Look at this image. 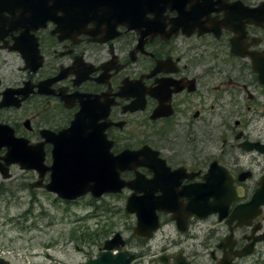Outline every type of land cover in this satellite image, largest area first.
<instances>
[{"label":"flooded vegetation","instance_id":"flooded-vegetation-1","mask_svg":"<svg viewBox=\"0 0 264 264\" xmlns=\"http://www.w3.org/2000/svg\"><path fill=\"white\" fill-rule=\"evenodd\" d=\"M5 1L0 130L41 148L52 166L54 150L72 143L62 136L76 115L98 116L106 130L95 144L108 151L113 178L123 153L147 150L120 172L124 188L99 199L126 220L87 243L86 261L113 240V255L129 253L128 264H264V0H96L103 22L65 28L57 21L74 14L57 0H17L36 4L17 17L45 21L28 34L13 28ZM139 197L148 204L137 211L157 216L152 234L137 236L138 218L126 212ZM0 264L14 263L1 255Z\"/></svg>","mask_w":264,"mask_h":264},{"label":"rangeland","instance_id":"rangeland-1","mask_svg":"<svg viewBox=\"0 0 264 264\" xmlns=\"http://www.w3.org/2000/svg\"><path fill=\"white\" fill-rule=\"evenodd\" d=\"M11 172L13 177L9 180L0 175V190L5 194L0 210V256L10 258L14 264L85 263L87 243L98 236L101 238L102 230L112 232L126 220L122 212H101L96 206H104V203L91 197L68 203L39 189L31 192L26 184L35 180L32 172L21 171L18 167L12 168ZM7 199L10 203L6 204ZM106 203L117 205L116 201ZM21 214L25 219L17 224ZM8 218L17 222H8ZM32 255L39 256L32 258Z\"/></svg>","mask_w":264,"mask_h":264},{"label":"water","instance_id":"water-1","mask_svg":"<svg viewBox=\"0 0 264 264\" xmlns=\"http://www.w3.org/2000/svg\"><path fill=\"white\" fill-rule=\"evenodd\" d=\"M15 6V5H11ZM15 11V12H14ZM12 10L13 15L20 12V9ZM5 22V20H4ZM41 24L45 21H40ZM12 23H17L16 20H12ZM21 26V22L18 23ZM33 26V24H32ZM38 26V24H37ZM29 27V24H26ZM31 28H27L30 30ZM4 132V130H0ZM6 132V131H5ZM4 132V136L0 139V150L2 146L8 148L7 155L3 158L6 165L0 164V171L5 178H9V168L11 165L19 164L22 169L25 170H38L41 176L48 171L52 172L51 183L46 188L58 194V196L64 200L74 201L78 198L92 193L94 198H99L106 192H119L125 186L120 178V172L126 168H131V161L136 154H129L125 152L121 155L120 160V172L116 171L115 176L110 175V169L112 164L108 159V151H103L102 148H98L93 141L95 138L87 136L85 132L82 118L78 119L73 128L66 133L71 141V144L63 145L55 150V162L52 167L48 168L44 165V155L41 149H37L33 146H29L24 140L16 139L7 132ZM65 135V134H64ZM84 140V141H83ZM4 141V145L1 144ZM104 153V154H103ZM34 187H41V182L34 184ZM260 198V197H258ZM148 201L144 198H130L128 201L127 212L136 213L140 230H143L145 226L149 230H155L157 223V216L155 212L148 213L146 209L143 212L136 211L137 207H146ZM155 208L160 210L163 205L157 203ZM158 206V207H157ZM134 207V208H133ZM218 207V205H217ZM214 208V207H213ZM217 210V208H214ZM201 217L205 215L199 214ZM150 220L152 222L150 223ZM112 241L105 245L107 250L113 249ZM129 260L126 259V253H122L118 256H113L112 253H103L98 259L90 260L87 264H128ZM228 264V262H225Z\"/></svg>","mask_w":264,"mask_h":264}]
</instances>
